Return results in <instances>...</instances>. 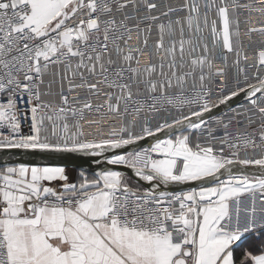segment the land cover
Masks as SVG:
<instances>
[{
	"label": "snow or ice",
	"instance_id": "snow-or-ice-1",
	"mask_svg": "<svg viewBox=\"0 0 264 264\" xmlns=\"http://www.w3.org/2000/svg\"><path fill=\"white\" fill-rule=\"evenodd\" d=\"M244 8L264 11L239 0L163 8L154 0H0V129H8L0 149L104 157L149 185L115 170L92 178L81 172L70 182L63 166L0 169V264H264V125L259 143L248 133L235 142L225 135L229 155L199 143L212 136L205 114L241 92L264 117V77L235 87L229 79L225 53L235 56L238 73L247 60L238 18ZM177 12L184 15L173 19ZM248 31L264 33V26ZM49 76L60 78L59 102L44 100L52 97ZM65 79L68 93L83 88L100 102L70 99ZM212 85L224 89L215 102ZM21 103L31 105L29 135L20 133ZM169 108L178 115L168 118ZM85 124L99 129L94 138H85ZM149 137L153 145L139 147ZM234 165L259 174H234ZM198 181V189L167 190ZM245 233H258L260 248L237 262Z\"/></svg>",
	"mask_w": 264,
	"mask_h": 264
},
{
	"label": "built area",
	"instance_id": "built-area-1",
	"mask_svg": "<svg viewBox=\"0 0 264 264\" xmlns=\"http://www.w3.org/2000/svg\"><path fill=\"white\" fill-rule=\"evenodd\" d=\"M154 2H157L161 5V8H163L165 5H172L174 7H179L180 4L183 3V0H154ZM241 4H251L252 8H261L264 9V0H239ZM143 13H141L142 15ZM183 12H177L172 14V18L175 19L177 16H183ZM239 20L241 21L240 25V38L242 41V56L246 55L247 60L241 59L240 63L241 66H243L244 71L238 73L236 66H235V56L232 53H225L228 56V73H229V79L231 80V86L235 87L237 83L241 85H247L252 83H257L255 76L259 75L261 77H264V67H261L258 65V57H259V51L264 50V33L255 32V33H249L248 29L249 27L253 28H259L261 26H264V11H249L247 8L240 9L239 10ZM164 23H167V19L164 17H161ZM248 20L249 23L246 25L243 23V21ZM145 25L143 22L140 23V27L143 28ZM158 29L153 26L152 28V35L150 37L149 43L151 44L153 40L157 38ZM209 43L211 44V38H209ZM139 44V38L137 35L133 34L132 37V43L130 45V48L132 49L133 53L135 54V49L137 48ZM220 55V50H217V56ZM149 57L146 54L145 57L141 60V65L148 63ZM218 68L222 67L221 61L217 60ZM21 79L23 78V73L20 74ZM237 77H239V81H237ZM244 77H247V79H244ZM97 77H89L91 80H95ZM79 83V80L76 81ZM220 83H225L226 81L224 78H219ZM69 80L65 79V87H64V94L69 95V98L72 100L76 99H87L92 100L95 103H99L100 100L97 97H94L90 95L86 89L79 88L76 89L73 93H68ZM213 88V94L211 96V100L215 102L220 93L224 91V89L216 88L215 85L211 86ZM101 91H104L102 88ZM187 95V94H186ZM45 101H48V98L44 97ZM54 102H59L58 100H53ZM30 107L31 105L27 103H21L19 105V108L21 110V128L20 133L21 135H29L31 133V120H30ZM184 111H188V109H185ZM41 115H44V112H41ZM178 115V113L175 112V110L169 108L167 117L171 118L172 116ZM156 116L157 114H153V124L156 123ZM248 117H251L252 123L249 124ZM98 119V117H89V120ZM219 120L221 123H216V121ZM210 127L212 129V136L209 137L207 133L201 135L199 137V143L202 145L211 144L215 149L219 150L221 148H224V154L229 155L231 152V149L227 147L226 142L222 139L225 135H227V140L229 142H235L237 133L244 134L248 133L256 137L257 143H259V132L261 129V126L264 125V117H262L258 111L252 107V105L249 103L248 99L242 102L241 104L237 105L236 107L225 111L223 114L210 119ZM106 123H112L111 121ZM224 124H229L230 127L225 129L223 127ZM0 132L7 133L8 129H0ZM99 132L98 128H94L90 126L89 124L84 125V136L86 139H92L94 138V135ZM107 135V133H105ZM95 138H99V136H95ZM197 142V141H196ZM257 152L260 151V149H256ZM249 152H251V149H249ZM242 156L244 155L243 152L240 153ZM66 174L69 177L70 182H77L80 179V173L81 171H77L74 169H65ZM87 175L86 173H84ZM88 176V175H87ZM53 186H56V182H54ZM250 201L245 200L244 204H249ZM241 226H243V218L241 219ZM251 233H245V236H249Z\"/></svg>",
	"mask_w": 264,
	"mask_h": 264
},
{
	"label": "water",
	"instance_id": "water-1",
	"mask_svg": "<svg viewBox=\"0 0 264 264\" xmlns=\"http://www.w3.org/2000/svg\"><path fill=\"white\" fill-rule=\"evenodd\" d=\"M247 100V97L243 92L240 95L234 97L228 102L227 105H219L214 108L211 113H206L205 116L210 119H213L225 111H228L237 105L241 104ZM161 137L164 136L163 133L160 134ZM154 139L149 137L143 141H140L139 147L148 148L151 147L154 143ZM125 150H112L105 154L106 157H112L116 153L123 154ZM63 166L65 169H74L86 173L87 175L93 176L95 172L102 170H115L121 171L128 178L139 183L143 188H148L149 185L146 182L138 181V178L135 177L130 169L124 168L122 166L110 165L105 162L104 157H91L84 156L81 154H70V153H45L39 151L23 150V149H0V169H3L7 166ZM252 173L255 172L259 174L258 170L251 167H246L243 165H234L233 173ZM225 178L226 174H225ZM203 182H193L186 185H172L169 187V191L174 193H179L181 191H187L192 188H199Z\"/></svg>",
	"mask_w": 264,
	"mask_h": 264
},
{
	"label": "crops",
	"instance_id": "crops-1",
	"mask_svg": "<svg viewBox=\"0 0 264 264\" xmlns=\"http://www.w3.org/2000/svg\"><path fill=\"white\" fill-rule=\"evenodd\" d=\"M58 72L62 73V70H57ZM51 82V92H52V97H48L45 96V98L48 99H52V100H58L59 99V93L61 91V81L59 76H57L56 78H53L51 76L46 78V84H45V91H47V84ZM63 85L65 87V80L63 81ZM248 237V239L246 240V243L244 244V246L240 249H238L235 253V259L237 260V257L240 255V253L242 252V250L245 251H251L253 253H257L259 251L260 248V243H259V237H258V233L256 235H249L246 236Z\"/></svg>",
	"mask_w": 264,
	"mask_h": 264
},
{
	"label": "trees",
	"instance_id": "trees-1",
	"mask_svg": "<svg viewBox=\"0 0 264 264\" xmlns=\"http://www.w3.org/2000/svg\"><path fill=\"white\" fill-rule=\"evenodd\" d=\"M195 142H196V140H195ZM88 177L89 178H92L93 176L88 175ZM128 179H129V183H131L133 185H136L137 184L135 181L131 180L130 178H128ZM243 253H244V250H242V252L240 253V255L237 257V262H239L242 259Z\"/></svg>",
	"mask_w": 264,
	"mask_h": 264
},
{
	"label": "rangeland",
	"instance_id": "rangeland-1",
	"mask_svg": "<svg viewBox=\"0 0 264 264\" xmlns=\"http://www.w3.org/2000/svg\"><path fill=\"white\" fill-rule=\"evenodd\" d=\"M195 140H196V139H195V138H193V143H195Z\"/></svg>",
	"mask_w": 264,
	"mask_h": 264
}]
</instances>
